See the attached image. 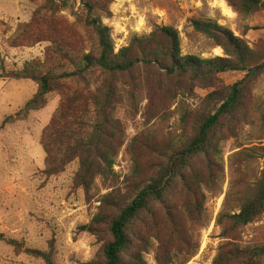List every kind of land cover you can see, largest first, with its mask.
I'll return each mask as SVG.
<instances>
[{
	"label": "trees",
	"instance_id": "16d2710c",
	"mask_svg": "<svg viewBox=\"0 0 264 264\" xmlns=\"http://www.w3.org/2000/svg\"><path fill=\"white\" fill-rule=\"evenodd\" d=\"M225 2L237 14L264 18V0ZM111 4L112 0H44L36 6L29 22L18 26L17 32V39L25 44H48L42 59L26 62L20 70L1 73L0 79L29 80L38 86L15 118L42 109L49 93H60L59 107L40 138L45 153L43 173L57 175L76 161L73 183L85 191L92 188L97 178L114 179L112 167L124 132L115 112L123 102L136 104L140 72L144 74L148 107L153 113L178 97H192L195 87L213 88L204 97L187 135L139 140V148L131 146L133 171L127 181V193L104 196L99 211L81 227L92 235L110 238L100 259L93 264H147L143 254L153 239L158 242V264H170L179 256H183L180 264H186L197 254L199 245L186 235L185 224L200 217L204 198L201 187L216 179L219 142L224 131L231 130L246 94L259 86L264 74V52L249 47L215 21L198 16L188 21L192 32L219 47L223 57L182 55L179 33L171 26H157L147 35L133 36L126 46L115 51L110 28L103 23V19L111 17ZM64 12L74 22L68 23L62 17ZM74 27H78L85 41L73 37ZM225 72L245 75L231 86H220L219 75ZM70 82L74 85L69 86ZM137 150H142L141 157L136 155ZM248 151V158L263 160L262 172L251 193L242 199L239 210L221 218L230 224L227 233L238 232L264 213V146ZM200 159L204 160V173L194 168ZM177 182L184 197L188 195L192 201L186 200L182 208H171L167 198ZM157 207L162 212L159 215ZM0 238L5 244L20 248L17 241ZM26 252L44 264H54L50 252ZM212 264H264V242H227Z\"/></svg>",
	"mask_w": 264,
	"mask_h": 264
},
{
	"label": "rangeland",
	"instance_id": "374dc122",
	"mask_svg": "<svg viewBox=\"0 0 264 264\" xmlns=\"http://www.w3.org/2000/svg\"><path fill=\"white\" fill-rule=\"evenodd\" d=\"M43 1L0 0V74L20 70L26 62L42 59L48 44H25L17 39V32L18 26L28 23L36 6ZM110 12L111 17L103 19V23L110 28L115 51L126 46L133 36L147 35L157 26H171L179 33L182 55L223 57L219 47H213L208 39L192 32L188 21L198 16L215 21L249 47L264 52V18L237 14L225 0H112ZM62 17L68 23L74 22L67 12ZM74 28L73 37L85 41L78 27ZM84 47H88L87 42ZM65 69L69 66L65 65ZM139 75L136 104L123 102L115 112L124 132L112 167L114 179L97 178L88 191L73 183L78 168L76 161L57 175L43 173L45 153L40 138L59 107L60 93H49L42 109L15 118L36 94L38 86L29 80L0 79V236L20 245L16 249L0 238V264H44L27 250L50 252L54 264H93L100 259L101 250L110 238L92 235L81 227L99 211L104 196L112 192L127 193V181L133 171L131 146L139 148V140L187 135L204 97L214 90L195 87L192 97L185 100L178 97L153 113L148 107L144 74ZM244 75V72L222 73L220 86H231ZM258 82L259 86L246 94L231 130L224 131L219 142L216 179L201 187L204 198L200 217L185 224L186 235L199 245L197 254L186 264H212L218 250L227 242H264V213L234 233L226 232L230 224L221 219L239 210L242 199L251 193L262 172L263 160L248 158V150L264 146V74ZM136 155L141 157L142 150H137ZM203 161L198 160L194 168L204 173ZM185 197L177 182L167 205L182 208L186 200L192 201L190 196ZM156 210L158 215L162 213L160 207ZM151 243L143 258L147 264H158V242L153 239ZM182 253L187 256L185 251ZM182 258L179 256L170 264H180Z\"/></svg>",
	"mask_w": 264,
	"mask_h": 264
}]
</instances>
